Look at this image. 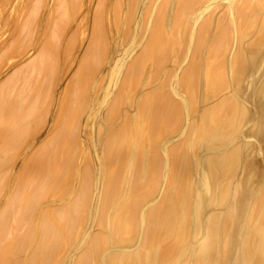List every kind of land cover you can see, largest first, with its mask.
I'll use <instances>...</instances> for the list:
<instances>
[{"label":"bare ground","instance_id":"bare-ground-1","mask_svg":"<svg viewBox=\"0 0 264 264\" xmlns=\"http://www.w3.org/2000/svg\"><path fill=\"white\" fill-rule=\"evenodd\" d=\"M0 264H264V0H0Z\"/></svg>","mask_w":264,"mask_h":264}]
</instances>
